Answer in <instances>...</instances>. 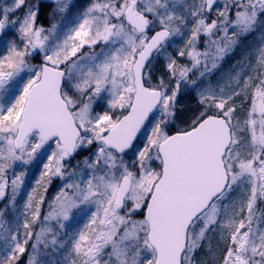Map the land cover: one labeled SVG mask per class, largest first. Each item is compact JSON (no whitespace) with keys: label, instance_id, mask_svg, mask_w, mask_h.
Masks as SVG:
<instances>
[{"label":"snow or ice","instance_id":"1","mask_svg":"<svg viewBox=\"0 0 264 264\" xmlns=\"http://www.w3.org/2000/svg\"><path fill=\"white\" fill-rule=\"evenodd\" d=\"M0 264H264V0H2Z\"/></svg>","mask_w":264,"mask_h":264},{"label":"rangeland","instance_id":"2","mask_svg":"<svg viewBox=\"0 0 264 264\" xmlns=\"http://www.w3.org/2000/svg\"><path fill=\"white\" fill-rule=\"evenodd\" d=\"M0 2H2V0H0ZM77 2H78L79 4L86 5L87 2H88V0H77ZM48 9H51V8H48ZM44 14L46 15L47 12H46V13L44 12ZM42 22L45 24L46 27H47V26H50V23H51L50 20L42 21ZM35 62H38V59H37V61H34V63H35ZM41 167H42V166H41ZM39 170H40L39 167H37V168L34 170V178L37 177V176L39 175ZM25 198H26V197H25Z\"/></svg>","mask_w":264,"mask_h":264},{"label":"flooded vegetation","instance_id":"3","mask_svg":"<svg viewBox=\"0 0 264 264\" xmlns=\"http://www.w3.org/2000/svg\"><path fill=\"white\" fill-rule=\"evenodd\" d=\"M50 11H51V9H45V10H44V12H45V13L47 12V14H48ZM47 14H46V15H47Z\"/></svg>","mask_w":264,"mask_h":264}]
</instances>
